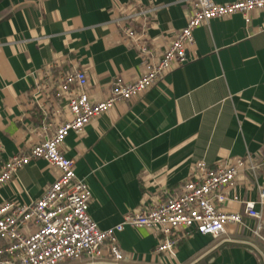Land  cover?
Wrapping results in <instances>:
<instances>
[{"label": "crops", "instance_id": "0c3cea01", "mask_svg": "<svg viewBox=\"0 0 264 264\" xmlns=\"http://www.w3.org/2000/svg\"><path fill=\"white\" fill-rule=\"evenodd\" d=\"M141 11L130 23L144 30L159 57L186 25L192 5L190 0H0V167L70 117L66 97L55 98L52 88L59 71L83 70L92 102L108 96L116 76L138 78L140 58L119 19ZM193 34L184 63L89 121L80 133L70 131L61 146L75 160L76 177L91 190L88 213L100 229L119 224L142 203L176 194L198 161L215 167L264 152V9L251 11L249 21L240 13L210 19ZM58 175L46 160L31 159L0 185V203L30 204ZM258 181H264V169ZM245 184L239 180L235 192L242 200H256L257 190ZM222 208L243 213L239 202ZM260 235L264 238V209ZM117 243L120 262L105 254L98 262L59 264H264V241L239 227L216 238L193 233L170 258L154 253L156 235L145 227L125 226Z\"/></svg>", "mask_w": 264, "mask_h": 264}, {"label": "built area", "instance_id": "2783aa9c", "mask_svg": "<svg viewBox=\"0 0 264 264\" xmlns=\"http://www.w3.org/2000/svg\"><path fill=\"white\" fill-rule=\"evenodd\" d=\"M190 2L192 11L186 25L176 33L159 57L149 47L144 30L138 31L130 23L137 14L144 12L119 19L123 35L138 53L141 74L132 81L116 76L104 100H90L87 76L83 70L59 71L52 88L55 98L66 97L70 117L59 124L50 136L3 162L0 185L9 181L13 173L31 159L46 160L59 170V175L42 196L30 204L11 200L0 203V264H59L83 258L98 262L105 254L111 256L114 262H120L123 254L117 243V233L125 226L152 230L158 241L154 253L164 258L173 257L179 243L193 233L216 238L227 233L229 227H239L264 241L260 235L264 181H258V174L264 169V152L257 157L249 154L236 157L215 167L198 161L190 178L176 194L156 204L142 203L139 208L126 212L119 224L100 229L88 213L91 190L83 179L76 177L75 160L66 157L61 150L70 131L80 133L89 121L115 104L140 95L173 66L184 63L190 47L194 45V30L200 24L235 13L242 14L249 21L251 11L264 9V0ZM50 65L46 64L44 69ZM239 180H245L247 187L257 190L256 200L239 197L235 192ZM230 201L242 203L243 213L225 211L222 206ZM244 216L256 224L250 226Z\"/></svg>", "mask_w": 264, "mask_h": 264}, {"label": "rangeland", "instance_id": "374dc122", "mask_svg": "<svg viewBox=\"0 0 264 264\" xmlns=\"http://www.w3.org/2000/svg\"><path fill=\"white\" fill-rule=\"evenodd\" d=\"M225 211H231V210H228V209L225 208Z\"/></svg>", "mask_w": 264, "mask_h": 264}]
</instances>
